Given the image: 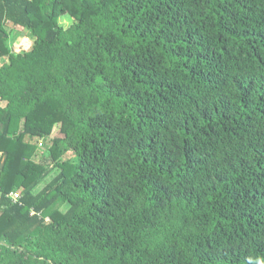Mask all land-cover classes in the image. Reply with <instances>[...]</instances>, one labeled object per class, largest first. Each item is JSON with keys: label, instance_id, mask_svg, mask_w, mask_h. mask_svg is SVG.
<instances>
[{"label": "trees", "instance_id": "1", "mask_svg": "<svg viewBox=\"0 0 264 264\" xmlns=\"http://www.w3.org/2000/svg\"><path fill=\"white\" fill-rule=\"evenodd\" d=\"M3 57L0 264H264V0H0Z\"/></svg>", "mask_w": 264, "mask_h": 264}, {"label": "rangeland", "instance_id": "2", "mask_svg": "<svg viewBox=\"0 0 264 264\" xmlns=\"http://www.w3.org/2000/svg\"><path fill=\"white\" fill-rule=\"evenodd\" d=\"M71 23H72V19L66 16L61 17L58 20V24L62 26L63 28L69 27ZM5 29L9 33V40L7 41V45L10 48L12 53L14 54L24 53L31 48L33 37L31 34V30L29 28L20 30L16 27H13L10 23H6ZM5 61H6L5 57L0 59V63L5 62ZM58 137H60L58 133V127L55 126L49 137H46L43 139H38V138L29 139L30 142H32L33 144L37 146V153H36V156L34 157V160L44 165L47 169L50 170L49 175L44 180L46 182L52 179L56 174V171L53 168H51L52 162L50 160L49 147L51 145L52 139L58 138ZM66 157L72 158V154H67ZM41 187H42L41 184L38 185L34 189V192L38 191ZM17 192H20V191H17ZM12 193H15V192H12ZM67 208L68 206L64 205L61 207V211L64 212L66 211Z\"/></svg>", "mask_w": 264, "mask_h": 264}, {"label": "built area", "instance_id": "3", "mask_svg": "<svg viewBox=\"0 0 264 264\" xmlns=\"http://www.w3.org/2000/svg\"><path fill=\"white\" fill-rule=\"evenodd\" d=\"M20 192H15V193H10L7 198L12 202V203H16L19 201L20 199ZM30 214H33V212H30ZM45 221H47V219H45Z\"/></svg>", "mask_w": 264, "mask_h": 264}]
</instances>
